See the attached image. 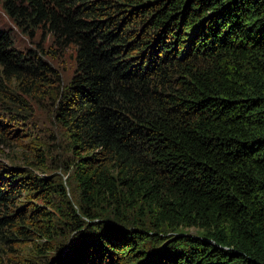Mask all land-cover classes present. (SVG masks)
<instances>
[{"label": "trees", "instance_id": "1", "mask_svg": "<svg viewBox=\"0 0 264 264\" xmlns=\"http://www.w3.org/2000/svg\"><path fill=\"white\" fill-rule=\"evenodd\" d=\"M3 8L51 44L20 51L0 27L12 114L49 89L46 58L75 56L56 120L79 190L72 202L38 148L0 160V264H264V0Z\"/></svg>", "mask_w": 264, "mask_h": 264}, {"label": "rangeland", "instance_id": "2", "mask_svg": "<svg viewBox=\"0 0 264 264\" xmlns=\"http://www.w3.org/2000/svg\"><path fill=\"white\" fill-rule=\"evenodd\" d=\"M0 27L10 32L15 48L26 52L41 46L44 51H50V42L44 29L32 34L23 32L8 16L0 0ZM50 70L47 72L50 87L42 96L28 100L30 115L21 118L6 109V104L0 103V121L7 125V130H0V160L8 164L24 166L28 154L38 148L44 155V169L48 174L56 176L68 187L72 202H76L78 186L68 180L70 138L69 134L56 120V102L61 86L67 85L75 72V56L68 53L59 60L45 59ZM15 131V134L13 132ZM20 136V137H19ZM72 182V181H71ZM137 212L133 213L136 217ZM180 233L197 237L201 231L196 228H182Z\"/></svg>", "mask_w": 264, "mask_h": 264}]
</instances>
